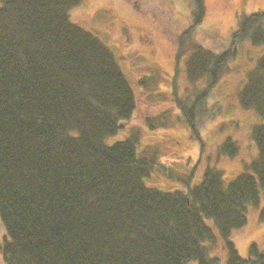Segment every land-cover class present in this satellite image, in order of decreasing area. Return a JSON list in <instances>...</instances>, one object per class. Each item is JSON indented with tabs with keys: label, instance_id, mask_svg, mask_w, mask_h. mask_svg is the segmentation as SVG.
Segmentation results:
<instances>
[{
	"label": "trees",
	"instance_id": "1",
	"mask_svg": "<svg viewBox=\"0 0 264 264\" xmlns=\"http://www.w3.org/2000/svg\"><path fill=\"white\" fill-rule=\"evenodd\" d=\"M80 2L0 0L2 263L264 264L255 244L242 259L230 237L264 196V124L251 132L257 157L234 180L207 168L186 191L145 186L155 169L137 155L138 136L105 145L131 118L135 99L108 49L71 23ZM195 3L202 17L203 0ZM182 34L184 74L199 89L205 83L204 93L229 54L199 45L186 53ZM232 40L236 49L261 45L264 11L239 19ZM238 93L244 111L264 118V54ZM218 150L238 152L230 138Z\"/></svg>",
	"mask_w": 264,
	"mask_h": 264
},
{
	"label": "rangeland",
	"instance_id": "2",
	"mask_svg": "<svg viewBox=\"0 0 264 264\" xmlns=\"http://www.w3.org/2000/svg\"><path fill=\"white\" fill-rule=\"evenodd\" d=\"M203 7L200 17L195 0H81L68 16L108 49L134 95L131 118L120 121L119 131L105 145L138 136L137 155L153 159L155 169L143 183L161 192L186 191V182L198 185L207 168L219 170L230 182L257 157L251 132L264 118L240 107L238 91L264 54V42H243L236 49L232 34L239 19L264 11V0H203ZM182 31L186 53L199 45L216 56L229 54L221 79L204 93L205 83L199 89L184 74L187 57L178 52ZM227 138L238 148L234 157H221L218 150ZM262 196L249 211L246 226L230 235L242 259L252 257V244L264 254ZM3 236L0 224V241ZM219 254L223 259V250Z\"/></svg>",
	"mask_w": 264,
	"mask_h": 264
}]
</instances>
